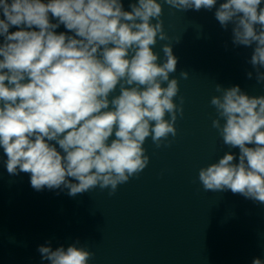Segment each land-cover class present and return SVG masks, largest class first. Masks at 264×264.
I'll return each instance as SVG.
<instances>
[{"label": "clouds", "instance_id": "1", "mask_svg": "<svg viewBox=\"0 0 264 264\" xmlns=\"http://www.w3.org/2000/svg\"><path fill=\"white\" fill-rule=\"evenodd\" d=\"M163 2L182 11L215 8L222 28L233 25L234 46L254 45L248 63L264 83L261 0H226L219 7L217 0ZM129 7L123 10L121 0H0V148L7 172L30 173L34 190L68 189L74 197L99 186L112 195L149 164L146 138L160 147L176 136L183 97L174 102L178 80L169 74L177 58L164 44L158 64L152 50L157 37L168 38L162 4L138 0ZM61 25L71 34H57ZM13 26L18 30L9 32ZM118 85L120 94L111 96ZM216 91L212 127L225 145L239 148L238 162L227 152L200 168L199 181L205 191L231 190L264 204V96L250 97L239 85L217 84ZM78 244L53 249L46 241L37 251L48 264H89L93 254Z\"/></svg>", "mask_w": 264, "mask_h": 264}, {"label": "water", "instance_id": "2", "mask_svg": "<svg viewBox=\"0 0 264 264\" xmlns=\"http://www.w3.org/2000/svg\"><path fill=\"white\" fill-rule=\"evenodd\" d=\"M157 2L162 4L160 20L168 38L157 37L152 50L162 64V46L171 45L177 64L169 79L176 78L179 87L174 102L180 104L183 97L176 136L169 135L170 144L160 147L151 135L146 138L143 147L149 164L118 185L112 195L99 186L74 197L67 194L68 189L34 190L30 173L7 172L3 163L7 157L0 148V264H48L41 261L38 246L51 241L53 249L66 248L76 239L78 247L93 254L89 264H251L255 257L264 260V204L231 190L205 191L199 181L200 168L227 152L238 162L239 148L225 145L212 127L217 113L210 100L220 95L217 84L223 88L239 85L250 97L264 96V83L256 82L255 70L248 63L254 45L234 46L233 25L222 28L215 8L182 11L163 0ZM224 2L217 0L216 7ZM121 3L123 10L131 11L129 5L138 0ZM260 7L264 8V0ZM49 18L55 22L51 13ZM16 30L13 26L9 32ZM55 31L71 34L63 25ZM182 72L188 73L187 78ZM248 72H253L252 79ZM119 94L118 85L111 96Z\"/></svg>", "mask_w": 264, "mask_h": 264}]
</instances>
